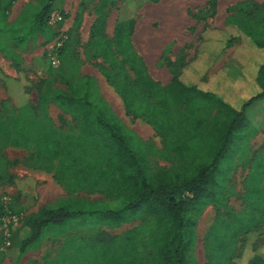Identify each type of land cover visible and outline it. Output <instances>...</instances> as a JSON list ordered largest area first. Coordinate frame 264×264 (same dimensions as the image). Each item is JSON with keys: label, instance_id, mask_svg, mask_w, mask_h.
I'll use <instances>...</instances> for the list:
<instances>
[{"label": "trees", "instance_id": "16d2710c", "mask_svg": "<svg viewBox=\"0 0 264 264\" xmlns=\"http://www.w3.org/2000/svg\"><path fill=\"white\" fill-rule=\"evenodd\" d=\"M6 1L0 2L2 15L16 0ZM55 3L56 0H47L42 8L27 4L15 20L0 26V52L20 72L22 57L13 44L27 41L33 30L39 36L36 46L52 42L57 32L48 20ZM254 7L258 9L257 4ZM123 25L128 26L129 34L133 31L132 21L123 22L114 40L94 41L95 47L114 65L117 59L113 45L119 47L116 53L132 66L135 81L129 76L125 81L115 78L114 86L128 112L144 119L162 137L163 150L130 136L131 129L109 103L94 99V82L88 77L82 80L81 94L76 97L57 92L50 99H40L38 108L28 103L15 107L8 101L0 106V140L5 146L37 154L44 161V168L53 172L70 193L96 191L106 199L122 200L119 207L89 213L99 215L102 224L111 227L138 219L142 222L138 229L120 236L102 234L83 244H76L70 236L58 255L44 264H146V260L152 264H198L197 226L210 205L224 212L219 213L206 238L207 264H236L235 260L242 257L236 256L240 238L244 236V253L248 240L260 234L254 229L264 221V146L252 158L246 181L244 200L251 217L246 218L244 212L233 213L228 205L230 194L235 193L228 187L229 164L246 150L257 133L247 109L264 99V23L241 7L238 13L228 15L223 32L206 27L192 59L180 57L168 63L172 79L167 86L151 79L135 52L127 56L120 51L117 41ZM104 28L105 19L99 15L92 31L99 35ZM236 44L235 54L224 66L206 76L223 51ZM130 48L128 41L127 51ZM71 52L70 43H66L60 51L62 61H67ZM49 103L73 117L79 127L78 136L63 135L55 128L47 112ZM38 123L44 125L47 133H38L34 138L33 127ZM136 146L150 147L154 156L171 163L170 168L163 174H153L145 157L137 155ZM85 211L67 206L42 207L29 215L23 223L28 235L21 243V252L38 241L47 226H62L86 215ZM147 217L162 224V228L144 249L139 235L149 222ZM262 251L264 246L253 243L239 260L241 264H264Z\"/></svg>", "mask_w": 264, "mask_h": 264}, {"label": "rangeland", "instance_id": "374dc122", "mask_svg": "<svg viewBox=\"0 0 264 264\" xmlns=\"http://www.w3.org/2000/svg\"><path fill=\"white\" fill-rule=\"evenodd\" d=\"M2 0H0L1 2ZM96 1H106L111 3L112 7L97 5L92 7ZM188 7L189 26L185 31L183 39H167L164 43L167 48L158 60L159 52L151 53L153 60L147 61L146 55L140 52L134 43V35L137 29L136 18L140 19V10L145 8H155L156 3L150 0H56L52 12L60 15V20L50 24L57 32V37L64 34L65 43H70L71 55L67 56V61H62L60 51L53 47L55 39L45 46H36L39 44V36L36 31H30L27 41L20 45L13 44L14 49L22 57V72L15 68L12 61L7 59L0 52V106L8 101L15 107L18 104L28 103L32 107L38 108L40 99L52 98L57 92H64L70 96L76 97L81 94L83 87L82 77H96V82L92 86V95L94 99H105L115 113L127 125L132 137H138L146 144H153L154 147L163 150V139L156 130L144 119L135 117L128 112L122 97L118 94L113 79L118 78L125 81L129 76L131 81H135V72L132 66L123 62V57L119 56L117 48L113 45L114 57L117 64H111L107 59L98 53L95 47L97 43H103L107 40H114L119 25L123 22L132 21L133 31L129 34L128 26L123 25L117 43H120V51L127 55L129 52H135L145 64L148 73L154 81L162 86H167L172 79V73L168 63L176 62L180 57H185L186 61L192 59L197 47L201 44V33L206 27L211 28L218 33L225 30V21L228 15L238 13L241 7H244L247 13L254 15L264 23V0H180ZM9 1H6V4ZM212 2V3H211ZM47 0H16L8 12L4 15L0 11V26L15 20L22 9L27 4L42 8ZM211 3V4H210ZM258 5V9L254 6ZM122 6V7H121ZM51 12V13H52ZM101 15L105 19V28L99 35L92 31L94 21ZM49 22V20H48ZM160 25L151 22L142 25L141 32L151 29L155 32ZM148 38L153 36L148 33ZM131 37V38H130ZM131 44L130 51H127L128 41ZM94 41H96L94 43ZM142 42V41H141ZM238 45L226 48L216 59L214 64L209 67L206 76L215 67L226 63L236 52ZM100 48V47H99ZM157 53V55H156ZM156 56V57H155ZM56 57L60 60L59 66L52 63ZM111 61V59H110ZM80 62V64H79ZM20 72V73H19ZM48 116L51 123L63 135L78 136L80 133L77 122L73 121L69 115H65L53 103L48 104ZM38 118L40 113L37 112ZM247 117L256 128V135L246 146L242 154L237 155L229 164V188L235 191L230 194L228 205L233 213H247L246 201V181L250 173V162L252 158L262 150L264 146V99L254 102L247 109ZM34 138L36 134H44L47 131L44 125L38 123L33 127ZM138 156L145 157L150 164L153 174H163L165 169L170 168L171 163L164 160L161 156H154L148 146L135 148ZM44 161L37 154L29 149L21 147L5 146L3 140H0V264H44L58 255L65 240L73 236L76 244H83L87 241H93L100 238L102 234L109 237L120 236L128 231L138 229L142 222L140 219L130 223H124L108 227L102 224L99 215L89 214L91 211H100L112 209L121 206L122 200L106 199L104 194L96 191H84L70 193L65 187L59 184L57 189H52L48 181L42 183L34 178L26 176L30 169L42 170L45 172ZM47 171V170H46ZM22 175L23 178H19ZM71 207L75 210H83L87 214L75 218L73 221H67L58 225H49L44 229L42 237L29 245L28 249L22 253L21 243L26 238V228L23 227L24 220L31 214L37 213L40 208L59 209L61 207ZM264 211V209H263ZM224 210H217L210 205L205 208L199 218L197 226L198 241L196 246V256L198 264H207L208 255L206 251V238L212 227L218 219L219 213ZM232 215V214H230ZM142 214H137L141 217ZM256 218L260 217L256 213ZM15 217L18 225H9L8 218ZM149 222L144 229L140 230L141 246L147 249L153 240L157 237L162 224H157L147 217ZM5 220V221H4ZM5 224L8 225V234L5 235ZM259 226L254 229L258 231L255 236L248 240L247 250L255 243L258 247L264 246V221L258 223ZM156 231V232H155ZM155 232L154 236L150 233ZM242 236L237 244L238 251L236 256H242L244 253ZM10 242V245L7 242ZM264 253V251H262ZM147 257V254H145ZM241 257V258H242ZM241 258L235 260L236 264H241ZM146 264H152L146 260Z\"/></svg>", "mask_w": 264, "mask_h": 264}, {"label": "crops", "instance_id": "0c3cea01", "mask_svg": "<svg viewBox=\"0 0 264 264\" xmlns=\"http://www.w3.org/2000/svg\"><path fill=\"white\" fill-rule=\"evenodd\" d=\"M101 6H107L108 8L112 7V4L109 3L107 4L106 1H96V3L93 4L92 7H96L97 5ZM122 7V6H121ZM188 10V7L183 4L182 1L180 0H159L156 3L155 8H145L144 6L140 10V19L136 18V32L133 37L135 45H137L138 49L140 50L141 53L146 55L147 61L152 62V55L151 53L159 52V47L161 53L157 55L158 60H161V57L163 56V53L165 52V49L167 48V44L164 43L165 40L167 39H183L185 31L187 30L189 26V18L188 15H186V12ZM98 19V18H97ZM97 19L94 21V24L96 23ZM151 22H156L160 26L158 29L154 32L151 31V29L148 31L141 32L142 30V25L144 23L150 24ZM93 24V25H94ZM153 30V29H152ZM148 33H151L153 38L149 39L148 38ZM142 41V42H141ZM156 57V56H155ZM223 65H220L219 67H215L214 69L209 73V75H213L214 73L218 72ZM82 78H86L85 76ZM93 79L96 82V77H88ZM171 82V81H170ZM169 82V83H170ZM168 83V84H169ZM56 106L55 104H53ZM58 107V106H56ZM58 109L60 112H62L65 115H69L71 119L73 117L70 114L64 113L59 107ZM29 173L26 176H29L31 178H34L42 183L48 181V185L52 187V189H57V185L60 184L55 178H54V173L50 171L43 172L42 170H34L30 169L28 171ZM19 178H23L22 175H18ZM64 187V186H63ZM61 186V188H63Z\"/></svg>", "mask_w": 264, "mask_h": 264}, {"label": "built area", "instance_id": "2783aa9c", "mask_svg": "<svg viewBox=\"0 0 264 264\" xmlns=\"http://www.w3.org/2000/svg\"><path fill=\"white\" fill-rule=\"evenodd\" d=\"M60 20V15H59V13H57V12H52L51 14H50V16H49V24H52V23H54V22H57V21H59ZM63 36H64V34L63 33H61V35L59 36V37H57L56 39H55V41L53 42V47H55V48H57L58 50L59 49H61L62 47H63V45H64V43H65V40H63ZM52 63H53V65H55V66H59V64H60V60L58 59V58H56V57H54L53 59H52ZM18 219V218H17ZM15 217H9L8 218V223H9V225L11 224H13V225H18V220H17ZM5 221V220H4ZM5 226V235L6 236H9V234H8V225L7 224H5L4 225ZM7 244L8 245H10V242H9V240H8V242H7Z\"/></svg>", "mask_w": 264, "mask_h": 264}]
</instances>
